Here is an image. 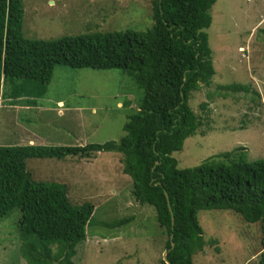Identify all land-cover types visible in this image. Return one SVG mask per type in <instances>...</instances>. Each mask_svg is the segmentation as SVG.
<instances>
[{"label": "trees", "instance_id": "obj_1", "mask_svg": "<svg viewBox=\"0 0 264 264\" xmlns=\"http://www.w3.org/2000/svg\"><path fill=\"white\" fill-rule=\"evenodd\" d=\"M215 3L151 0L152 26L145 30L30 40L22 33L21 1L0 0V99L18 104L20 98L44 97L56 66L119 69L142 91L117 143L73 146L59 144L55 137L52 145L0 146V220L19 211V254L26 264H75L89 228L129 222L110 219L95 224L89 201L74 205L65 183L35 181L28 168L29 162L44 159L89 163L100 153L119 154L121 173L131 181V195L140 205L153 208L157 227L166 238L169 264H193L194 255L205 245L199 213L213 210L232 212L254 225L260 235L257 264H264V159L248 162L245 145L193 168L179 169L172 157L203 125L189 101L203 87L210 89L216 75L217 53H212L205 33ZM253 37L264 56V29ZM252 60L260 68L256 56ZM215 87L207 98L224 93L260 97L246 85ZM131 103L125 101L123 106L129 108ZM207 106L205 102L200 108L205 112ZM241 124L244 128L247 123ZM160 264H165L163 258Z\"/></svg>", "mask_w": 264, "mask_h": 264}, {"label": "rangeland", "instance_id": "obj_2", "mask_svg": "<svg viewBox=\"0 0 264 264\" xmlns=\"http://www.w3.org/2000/svg\"><path fill=\"white\" fill-rule=\"evenodd\" d=\"M20 1L22 33L30 40L152 26L151 0ZM210 15L212 22L205 33L212 53H217L213 60L216 75L210 89L203 87L189 101L203 125L184 141L181 151L172 154L179 169L196 167L238 145L248 149V162L264 159V56L253 37L264 29V0H216ZM247 27L252 29L247 31ZM255 56L260 68L253 66ZM216 84L246 85L260 97L224 93L207 98ZM141 97L142 91L125 71L56 66L44 97L20 98L16 105L29 107V101H35L32 109L2 104L5 99H0V123L6 112V120L9 114L15 115L21 124L0 129V145H14L19 140L26 145L23 140L28 133H33L35 143L42 146L55 144V137L59 144L75 141V146L117 143ZM58 101L64 103V110L57 106ZM125 101L132 102L129 108L122 107ZM205 102L208 106L203 112L200 107ZM4 106H9L8 110ZM73 106L77 109L71 113L68 108ZM16 119L12 117V122ZM242 122L247 123L244 128L240 127ZM120 159L119 154L103 153L92 162L80 161L74 171L68 162L55 163L54 159L28 163L35 181L65 183L69 187L67 197L74 205L89 201L94 206L95 224L129 219L118 227L89 228L87 240L73 259L75 264H160L163 258L165 235L157 227L153 208L140 205L131 195V181L122 175ZM18 218L15 209L0 220V264H26L19 254ZM199 223L205 245L194 255L193 264H257L260 235L254 225L244 223L232 212L216 210L200 212Z\"/></svg>", "mask_w": 264, "mask_h": 264}, {"label": "crops", "instance_id": "obj_3", "mask_svg": "<svg viewBox=\"0 0 264 264\" xmlns=\"http://www.w3.org/2000/svg\"><path fill=\"white\" fill-rule=\"evenodd\" d=\"M11 100V99H10ZM9 104L10 105V102H9V99H7V100H5L4 101V103H2V104ZM12 105L11 106H16L17 104H14V103H11ZM3 106V105H2ZM57 106L58 107H62L63 108V110L65 109L64 107V103L62 102V101H58L57 102ZM4 107H6V110H8V107L9 106H4ZM16 107H18L19 109H21V108H24L25 110H27V109H32L33 108V106L31 105L30 107H27V106H24V107H19V106H16ZM61 108V109H62ZM76 109H77V107H72V108H68V110H70L71 111V113H74L75 111H76ZM65 111H63V113H64ZM61 113H62V111H60L59 112V114L61 115ZM12 117H15V119H16V116L15 115H11V114H9L8 116H7V120H6V112H5V114L3 115V118H2V121H1V123H0V129H2V128H5V127H10L11 125V123H12V127H14V128H16L17 126H19V125H21L18 121H17V119H16V121L15 122H12ZM16 122H18V125H16ZM24 127V126H23ZM79 128V127H78ZM25 129H27V128H25ZM24 129V130H25ZM29 130V129H28ZM24 133H28V132H24ZM78 133V135L80 134L79 133V131L77 132ZM29 135H27V140H23V141H27L26 143V145H32V144H37V143H35L36 141V136L33 134V133H28ZM74 134V133H73ZM75 136V135H74ZM16 139H22V138H19L18 136L16 137ZM15 140V139H14ZM13 142H15V141H13ZM40 143H42V142H40ZM14 145H21V146H23V145H25V143L23 142V143H21V140H19V142L18 143H13ZM44 144V143H43ZM66 144H70V145H74V144H76V142L75 141H67L66 142ZM5 146H9L7 143L6 144H4ZM1 146V145H0ZM64 162H68L69 163V165L72 167V169H73V171L75 170V169H79L78 168V164L79 163H76L74 160H70V159H67V160H64ZM62 164V163H61Z\"/></svg>", "mask_w": 264, "mask_h": 264}, {"label": "water", "instance_id": "obj_4", "mask_svg": "<svg viewBox=\"0 0 264 264\" xmlns=\"http://www.w3.org/2000/svg\"><path fill=\"white\" fill-rule=\"evenodd\" d=\"M169 210H170V208H169ZM171 219H172V224H173V218L171 217ZM173 246H174V244L171 242V248H173ZM163 260H164L165 264H169L167 259H166V253L163 254Z\"/></svg>", "mask_w": 264, "mask_h": 264}, {"label": "clouds", "instance_id": "obj_5", "mask_svg": "<svg viewBox=\"0 0 264 264\" xmlns=\"http://www.w3.org/2000/svg\"><path fill=\"white\" fill-rule=\"evenodd\" d=\"M122 107H123V105H122ZM122 107H121V108H122ZM77 146H79V145H77ZM83 146H84V145H83ZM101 155H102V153L98 154L97 156L99 157V156H101ZM116 155H117V154H116ZM96 158H97V157H96ZM96 158H95V159H96ZM112 158H113V155H112ZM112 158H111V159H112Z\"/></svg>", "mask_w": 264, "mask_h": 264}]
</instances>
